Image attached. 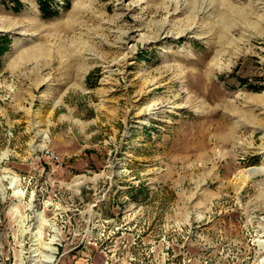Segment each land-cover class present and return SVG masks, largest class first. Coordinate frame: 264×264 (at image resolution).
Listing matches in <instances>:
<instances>
[{
    "label": "rangeland",
    "instance_id": "374dc122",
    "mask_svg": "<svg viewBox=\"0 0 264 264\" xmlns=\"http://www.w3.org/2000/svg\"><path fill=\"white\" fill-rule=\"evenodd\" d=\"M49 4L0 0V264H264V0Z\"/></svg>",
    "mask_w": 264,
    "mask_h": 264
},
{
    "label": "trees",
    "instance_id": "16d2710c",
    "mask_svg": "<svg viewBox=\"0 0 264 264\" xmlns=\"http://www.w3.org/2000/svg\"><path fill=\"white\" fill-rule=\"evenodd\" d=\"M40 8L41 10L44 12L43 13V16L46 14L45 12H47L48 9H51L50 8V4H49V0H40ZM54 14L56 13L55 11H53ZM7 41H8V38H5V37H0V56L1 54L6 51L8 45H7ZM241 83L244 84L245 83V79H240Z\"/></svg>",
    "mask_w": 264,
    "mask_h": 264
},
{
    "label": "bare ground",
    "instance_id": "6f19581e",
    "mask_svg": "<svg viewBox=\"0 0 264 264\" xmlns=\"http://www.w3.org/2000/svg\"><path fill=\"white\" fill-rule=\"evenodd\" d=\"M225 15V14H224ZM224 37V36H223ZM225 38H226V36H225ZM223 40V39H222ZM45 48V47H44Z\"/></svg>",
    "mask_w": 264,
    "mask_h": 264
}]
</instances>
